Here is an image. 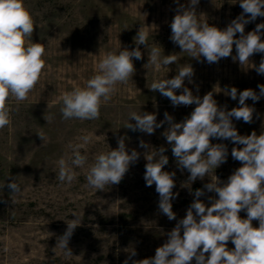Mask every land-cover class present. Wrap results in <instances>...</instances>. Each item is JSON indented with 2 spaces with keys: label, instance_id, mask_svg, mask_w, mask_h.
<instances>
[{
  "label": "rangeland",
  "instance_id": "rangeland-1",
  "mask_svg": "<svg viewBox=\"0 0 264 264\" xmlns=\"http://www.w3.org/2000/svg\"><path fill=\"white\" fill-rule=\"evenodd\" d=\"M178 2L189 4V0ZM24 3L35 20L32 41L45 46L46 68L27 100L10 101L11 123L0 129V264H123L133 250L136 255L129 264L154 257L156 249L167 241V233L186 215L195 199L194 191L202 189L211 177L187 182L190 174L177 167L171 145L162 135L169 125L165 123L152 135L133 132L124 128L129 113H154L157 122L164 120L165 112L177 123L189 116L195 104L174 107L168 98L147 87L155 79L174 78L185 64L194 69L193 83L187 79L184 82L193 95L202 98L212 92L220 107L226 106V110L238 107V97L231 99L226 89L236 87L239 93L250 88L259 93L258 85L264 84V75L258 74L251 64L258 66L264 53L254 54L248 65L241 66L231 56L208 64L203 57L197 60L181 52L170 39V24L178 7L176 0H24ZM242 11L239 0H199L196 6L202 21L222 30ZM260 23H264V17L245 25V34ZM140 27L149 32V48L139 46L143 58L133 60L136 71L132 80L117 85L111 101L102 105L99 119H63L62 94L74 87H84L96 74L106 53L134 49L133 38ZM261 39L264 40V30ZM152 46H161L164 55H177L178 62L159 70L146 65ZM232 55H236L235 45ZM181 92L182 89L177 90V94ZM246 103L255 108L252 123L234 118L233 123L240 135L253 131L259 135L264 132V97ZM49 116L52 119L47 121ZM38 133H43L46 139L42 141ZM83 135L92 137L86 148L81 149L88 156V163L74 168L76 178L71 183H61L57 162L71 155L69 145L79 143L78 138ZM120 137H126L129 152L135 149L140 153L138 161L118 185L103 191L88 187L87 170L95 156L116 149ZM141 139L151 148L167 149L164 155L169 163L163 170L176 173L173 192L178 197L172 200L175 220L170 221L159 211L155 184L146 186L147 150L139 147ZM211 143L227 145V161L214 170L219 180L226 182L241 166L231 157V150L242 146L230 140L212 139ZM9 176L16 177L21 194H10L6 187ZM209 197L218 198L216 193L205 189L200 200L210 206ZM73 214L82 221L70 239L73 256L69 257L55 247L66 231V221L75 218ZM240 216L246 218V211H241ZM252 223L259 226L258 221ZM227 247L232 249L234 245L229 241Z\"/></svg>",
  "mask_w": 264,
  "mask_h": 264
},
{
  "label": "clouds",
  "instance_id": "clouds-1",
  "mask_svg": "<svg viewBox=\"0 0 264 264\" xmlns=\"http://www.w3.org/2000/svg\"><path fill=\"white\" fill-rule=\"evenodd\" d=\"M176 2L178 7L170 24V39L191 58L199 60L203 57L208 64H214L231 56L234 62L246 66L251 56L264 53V40L261 39L264 23L257 24L253 31L245 34V25L257 17H264V0H239L242 13L223 30L199 18L196 12L199 0H189L187 6L179 5L178 0ZM34 28V17L24 0H0V129L11 123L10 101L27 100L46 68L45 46L32 41ZM148 37L149 32L140 27L133 38L134 49L106 53L98 63L96 74L87 80L84 87L65 91L60 98L63 119H99L102 105L111 101L118 90L117 85L132 80L136 71L133 60L143 58L139 46L149 48ZM234 45L236 55L233 56ZM148 53L146 65L154 66L156 70L178 62L177 55H164L161 46H152ZM251 65L258 74L264 75V59L258 66ZM193 76V67L185 64L174 78L155 79L147 86L168 98L174 107L196 105L181 122H174L168 112L164 113V120L157 122L154 113L133 111L124 127L152 135L167 123L169 126L162 135L171 145L177 167L190 174L187 182L191 184L197 179L211 177L202 189L194 191L195 199L186 215L167 233V241L156 249L154 257L132 261V264H193V261L195 264H264V132L240 135L233 123V118L252 123L255 108L246 101L258 102L264 97V84L258 85L259 93L250 88L239 93L236 87L226 89L231 99L238 97L239 101L238 107L226 110V106L218 105L212 92L201 98L184 86L186 79L193 83ZM180 89L182 92L177 94ZM51 119V116L47 117V121ZM130 120L135 123H130ZM38 136L42 141L46 139L43 133H38ZM91 139V135L79 137V143L69 145L71 155L58 160V180L61 183H71L76 178L74 168H82L88 163V156L82 154L81 149L86 148ZM125 139H118L116 149L109 148V151L95 156L87 170L88 187L103 191L111 185H118L130 166L138 161L140 153L135 149L129 152ZM212 139L230 140L234 145L242 146L231 150V157L241 166L226 182L220 181L214 170L227 161L228 148L223 143L212 144ZM139 147L147 150L144 153L146 186L155 184L159 211L170 221L175 220L172 200L178 197V193L173 192L176 173L163 170L169 163L168 156L164 155L167 149L163 146L151 148L142 139ZM7 180L10 182L6 187L11 195L22 193L16 177L9 176ZM205 189L218 196L209 197L210 206L200 200ZM241 211H246V218H241ZM73 217L66 221V231L58 238L55 247L69 257L73 256L69 248L70 239L82 221L78 215L73 214ZM254 220L258 221V227L253 226ZM229 241L234 248L227 247ZM135 255L136 252L131 251L123 264H129Z\"/></svg>",
  "mask_w": 264,
  "mask_h": 264
}]
</instances>
